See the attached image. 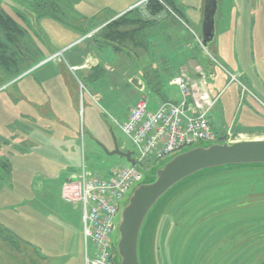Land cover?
I'll list each match as a JSON object with an SVG mask.
<instances>
[{
    "label": "rangeland",
    "instance_id": "374dc122",
    "mask_svg": "<svg viewBox=\"0 0 264 264\" xmlns=\"http://www.w3.org/2000/svg\"><path fill=\"white\" fill-rule=\"evenodd\" d=\"M53 1V14H36V5ZM133 1L140 2L0 0L26 31L14 46L22 55L18 70L8 75L0 65V264H85L82 206L64 199V182L81 175L83 165L89 175L107 178L130 167L126 157L109 153L115 143L139 157L120 123L142 94L135 76L149 75L151 67L135 58L125 65L112 50L90 71L71 68L69 57L88 45L97 51L87 32L132 9L135 17L136 5L127 8ZM174 2L180 17L166 11L159 23L175 34L186 30L192 40L215 131L227 141L264 138V0H218L216 36L207 48L196 40L204 0ZM167 36H157L159 56L178 52ZM156 61L162 78L177 71V59L168 67ZM165 79L168 98L180 100L178 87ZM148 92L155 111L162 99ZM140 258L141 264H264V165L201 171L175 185L144 223Z\"/></svg>",
    "mask_w": 264,
    "mask_h": 264
},
{
    "label": "built area",
    "instance_id": "2783aa9c",
    "mask_svg": "<svg viewBox=\"0 0 264 264\" xmlns=\"http://www.w3.org/2000/svg\"><path fill=\"white\" fill-rule=\"evenodd\" d=\"M148 1L140 0L136 7ZM173 84L181 91V101H161L151 111L148 98L143 96L120 123L139 155L134 158L135 165L117 168L109 178L91 176L83 165L81 175L64 182V199L82 206L85 264H117V218L125 198L144 178L138 166L149 170L150 165L152 168L173 154L219 137L209 117L213 101H191V87L184 74L176 76Z\"/></svg>",
    "mask_w": 264,
    "mask_h": 264
},
{
    "label": "water",
    "instance_id": "95a60500",
    "mask_svg": "<svg viewBox=\"0 0 264 264\" xmlns=\"http://www.w3.org/2000/svg\"><path fill=\"white\" fill-rule=\"evenodd\" d=\"M218 0H204L201 44L207 48L216 36ZM110 154H119L135 165L131 152L115 143ZM264 165V138L217 141L173 155L163 166L153 167L134 185L123 202L115 232L117 264H141L140 240L144 223L155 205L178 183L201 171Z\"/></svg>",
    "mask_w": 264,
    "mask_h": 264
},
{
    "label": "crops",
    "instance_id": "0c3cea01",
    "mask_svg": "<svg viewBox=\"0 0 264 264\" xmlns=\"http://www.w3.org/2000/svg\"><path fill=\"white\" fill-rule=\"evenodd\" d=\"M137 4V2H131L128 4L127 8L134 7ZM204 6V4H203ZM127 8H125L123 11H125ZM196 13L193 15V20L195 22V25H201V7L195 6L194 7ZM203 10V8H202ZM166 11L162 12L161 14L157 16H152L149 14V12L141 11L144 17L151 19V20H157V24L155 26H151L144 30L142 34L143 38V46L141 48V52L134 49L135 45L132 40H125L124 45L120 46V50H116L114 44L106 43L101 39L94 38L97 31H99L105 24H107L110 21L104 22L100 26H96L95 28H92L91 32H89L88 37L86 40H90V45L94 47L97 51H95L93 48H90L89 45L81 50V52H77L75 54L71 53L72 55L69 57L70 61V67L74 69H81L85 71L90 70H96L104 63V55L106 51H114L115 57L119 58L120 61H126L129 59H139L142 61H149L145 62V65H150L151 73L146 74L137 77L139 80H137V88L139 89L141 97L146 96V92L151 94H157L159 97L163 100L167 101H173V102H179L180 100H170L166 93H170L171 90L168 92L165 89V86L163 85V80L165 78H162L158 74V62L156 60L160 59L161 63L165 64L168 67V60H174L177 59V71L175 74H167V80L169 82V85L172 86L170 88L175 87L173 84V79L176 76H179L181 74H184L186 78L188 79L189 85L191 87L192 95L190 97V100H197L200 101V99L208 100L210 99V94L207 90L208 86V80L206 73L204 71V68L200 64L199 60L197 59V56L191 52L192 51V40L186 39L187 31L186 30H179L176 32V34L173 32V30L169 29L168 27H163L160 25V21L164 19L162 17V14H165ZM125 13V12H124ZM198 13V14H197ZM172 15V14H171ZM161 19V20H160ZM160 20V21H159ZM160 32H166L168 34L166 41L168 44H171L172 49H178V52L175 54L174 52L171 53V55H164L159 56L154 48V46L163 45L162 39H158V34ZM95 33V34H94ZM196 34V33H195ZM196 40L199 41V37L196 36ZM130 43H132V47L130 46ZM134 46V47H133ZM160 51V50H159ZM70 54V53H69ZM125 62V65L128 63ZM162 65V64H161ZM170 65V63H169ZM156 68V69H155ZM168 69V68H167ZM132 77H129L131 79ZM165 79V80H166ZM176 88V87H175ZM179 89V88H178ZM181 92V91H180ZM147 97V96H146ZM182 97V94H181ZM201 97V98H200ZM202 102V100H201ZM203 103V102H202ZM130 110V109H129ZM129 110L126 112L125 118L127 117V114ZM240 140V139H235ZM232 140V141H235Z\"/></svg>",
    "mask_w": 264,
    "mask_h": 264
},
{
    "label": "trees",
    "instance_id": "16d2710c",
    "mask_svg": "<svg viewBox=\"0 0 264 264\" xmlns=\"http://www.w3.org/2000/svg\"><path fill=\"white\" fill-rule=\"evenodd\" d=\"M57 5V4H56ZM55 2L43 3L42 5H36L34 7L36 14L39 17L53 14ZM138 13L135 17H129V13L133 11H127L118 18L105 24L99 31H97L94 38L102 39L106 43L114 44L116 50H120V46L124 45L125 40H132L137 47L143 46L142 34L145 29L155 26L157 20H151L143 16L141 11L149 12L152 16H157L164 11L170 14L180 17L179 10L176 7L174 0H149L144 6H138ZM96 27V26H95ZM94 28V27H93ZM91 32V31H89ZM87 32V34L89 33ZM25 29L21 24L1 7L0 2V65H2L6 71L11 75V69L18 70L21 64L22 55L19 54L14 48L20 47L18 38L25 37ZM95 34V33H94ZM12 45L13 48L10 46ZM162 101H166L163 100ZM219 141H227L222 138H218Z\"/></svg>",
    "mask_w": 264,
    "mask_h": 264
}]
</instances>
